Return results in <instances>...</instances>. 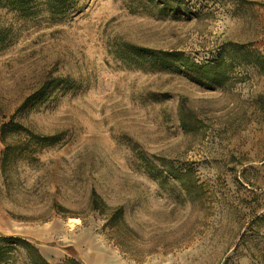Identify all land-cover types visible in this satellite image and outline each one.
<instances>
[{
    "label": "rangeland",
    "instance_id": "1",
    "mask_svg": "<svg viewBox=\"0 0 264 264\" xmlns=\"http://www.w3.org/2000/svg\"><path fill=\"white\" fill-rule=\"evenodd\" d=\"M0 31V237L50 264H264V64L208 86L125 49L264 54V0L0 3Z\"/></svg>",
    "mask_w": 264,
    "mask_h": 264
},
{
    "label": "trees",
    "instance_id": "2",
    "mask_svg": "<svg viewBox=\"0 0 264 264\" xmlns=\"http://www.w3.org/2000/svg\"><path fill=\"white\" fill-rule=\"evenodd\" d=\"M54 3L63 4L68 0H53ZM8 7L16 10H26L29 7V0H0ZM2 33L0 31V42L2 41ZM134 55L147 61L152 67L168 70H181L189 79L195 82H203L208 86H222L228 79L230 65L226 60L238 61L242 64H252L262 69L264 64V54L259 52H250L247 50L239 52L235 51V44L229 42L225 45V50L213 61L197 63L185 56L182 51H157L146 47L125 44ZM236 55V56H235ZM180 127L187 131L193 124L185 114L183 108H179ZM48 139V138H46ZM145 171L151 178L157 181L161 186L168 182L175 181L180 191L185 195H190L193 191V183L195 173L190 167L177 168L173 166L165 158H159L157 164L143 159ZM93 196L95 193L93 192ZM94 209H98L96 200H92ZM0 264H50L39 252V250L26 240L17 237H0ZM60 264H81L77 259H68Z\"/></svg>",
    "mask_w": 264,
    "mask_h": 264
}]
</instances>
